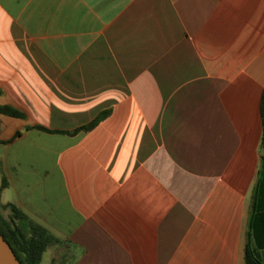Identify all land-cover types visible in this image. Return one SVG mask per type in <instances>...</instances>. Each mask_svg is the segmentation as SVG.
<instances>
[{"label":"crops","instance_id":"0c3cea01","mask_svg":"<svg viewBox=\"0 0 264 264\" xmlns=\"http://www.w3.org/2000/svg\"><path fill=\"white\" fill-rule=\"evenodd\" d=\"M263 89L264 0H0V201L39 264L264 259Z\"/></svg>","mask_w":264,"mask_h":264},{"label":"trees","instance_id":"16d2710c","mask_svg":"<svg viewBox=\"0 0 264 264\" xmlns=\"http://www.w3.org/2000/svg\"><path fill=\"white\" fill-rule=\"evenodd\" d=\"M260 113L262 122L261 143L264 146V89L260 100ZM0 114L19 117L20 114L11 108L0 107ZM103 114L98 116L91 124L83 129L94 126ZM259 189L253 194V220L249 223V228L254 225V212L260 209V204H256L257 192L260 193L264 185V157L259 172ZM6 181L2 179L0 184V195ZM255 209V211H254ZM0 234L9 244L16 258L21 264H39L45 250L52 244L57 243L47 230L32 222L25 214L17 209L13 204H2L0 201ZM244 264H264V259L259 258L253 246H250V233L247 234V241L244 249Z\"/></svg>","mask_w":264,"mask_h":264},{"label":"water","instance_id":"95a60500","mask_svg":"<svg viewBox=\"0 0 264 264\" xmlns=\"http://www.w3.org/2000/svg\"><path fill=\"white\" fill-rule=\"evenodd\" d=\"M0 264H21L9 244L0 234Z\"/></svg>","mask_w":264,"mask_h":264}]
</instances>
